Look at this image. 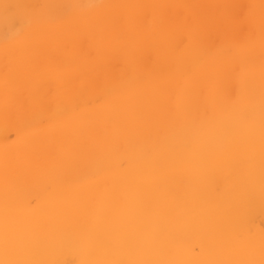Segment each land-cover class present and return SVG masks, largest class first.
Returning <instances> with one entry per match:
<instances>
[{
	"label": "bare ground",
	"instance_id": "6f19581e",
	"mask_svg": "<svg viewBox=\"0 0 264 264\" xmlns=\"http://www.w3.org/2000/svg\"><path fill=\"white\" fill-rule=\"evenodd\" d=\"M0 264H264V0H0Z\"/></svg>",
	"mask_w": 264,
	"mask_h": 264
}]
</instances>
